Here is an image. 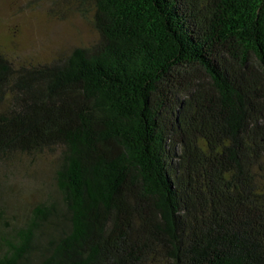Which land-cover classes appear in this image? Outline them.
Wrapping results in <instances>:
<instances>
[{"label": "trees", "instance_id": "obj_1", "mask_svg": "<svg viewBox=\"0 0 264 264\" xmlns=\"http://www.w3.org/2000/svg\"><path fill=\"white\" fill-rule=\"evenodd\" d=\"M76 1L95 43L0 45V264H264V0Z\"/></svg>", "mask_w": 264, "mask_h": 264}, {"label": "rangeland", "instance_id": "obj_2", "mask_svg": "<svg viewBox=\"0 0 264 264\" xmlns=\"http://www.w3.org/2000/svg\"><path fill=\"white\" fill-rule=\"evenodd\" d=\"M98 39L92 11L83 13L76 0H0V45L19 61H51L61 52L89 46ZM24 175L18 182L20 196L29 199L27 204L54 192L53 185L46 186L43 177ZM18 193L9 190L11 195ZM20 198L16 200L23 206Z\"/></svg>", "mask_w": 264, "mask_h": 264}]
</instances>
